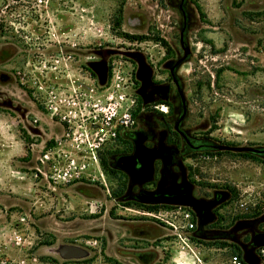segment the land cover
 Masks as SVG:
<instances>
[{
	"label": "rangeland",
	"instance_id": "rangeland-1",
	"mask_svg": "<svg viewBox=\"0 0 264 264\" xmlns=\"http://www.w3.org/2000/svg\"><path fill=\"white\" fill-rule=\"evenodd\" d=\"M187 3L186 40L190 52L178 70L186 104L183 128L190 137L209 136L216 140L214 144L261 151L264 149V0H187ZM155 4V0H0V48L9 45L15 34L39 48L43 47L40 44L46 35L55 43L96 44L98 63L104 70L95 77L96 87L105 86L112 67L121 75L132 74L136 121L142 125L146 119L152 121L155 130L165 132L164 145L174 141L180 145L182 140L171 130L175 114H168L169 122L163 124L156 114L159 111L153 107L168 103H145L141 99L142 109L137 110L142 80L131 55L139 53L143 57L144 65L153 73L147 76L148 80L161 82L165 77L164 53L169 57L162 40L179 47L178 35L133 32L124 25L125 9L151 6L153 9L149 8L146 14L150 17ZM176 19L181 24L180 15ZM131 35H142L144 39L132 40L128 38ZM28 52L29 62L23 56L7 67L24 72L32 69V64L36 65L34 60L42 53ZM60 60L66 64L72 79L88 82L78 63L74 69L69 66L73 56L62 55ZM36 66L35 75L40 77L43 62ZM40 82L43 91L42 76ZM75 85L69 83L65 89L72 93ZM74 93L80 95L83 90ZM65 96L68 94L61 93V98ZM55 111L45 110L44 120L56 126L57 131L46 141H35L38 136L32 135L29 142L19 138L15 115L5 110L0 113V264H141L133 258L134 251L152 253L154 259L149 264H195V255L204 264H221L229 254L239 253L238 247L243 256L250 257L247 264H264V247L251 248L245 240L249 235L252 242L253 235L264 232V225L251 235L246 230L235 232L237 241L195 236L186 245L167 224L145 216L143 213L149 210L133 202L137 200L138 188L158 174L159 158L152 160L148 181L130 184L127 173L115 166L116 159L127 150L125 143L98 153L103 177L52 182L41 159L46 149L64 142L65 128ZM212 125L215 128L209 133ZM155 142L147 141L145 145L154 146ZM55 151L61 152L58 148ZM222 151L227 152L207 157L198 151L195 156L182 157L174 170L177 180L197 198L210 199L214 191L224 189L225 185L233 189V196L214 211L216 223L207 228L212 235L220 233L221 228L230 226L238 217L264 211V160L245 159L233 150ZM192 152L186 154L193 155ZM176 207L191 209L185 204L171 203L158 210ZM109 219L145 221L151 227L160 225L163 233L152 241L131 239L129 235L135 233L122 225L107 224ZM111 236L108 244L107 237ZM57 243L77 244L86 248L89 256L62 260L46 250Z\"/></svg>",
	"mask_w": 264,
	"mask_h": 264
},
{
	"label": "flooded vegetation",
	"instance_id": "flooded-vegetation-1",
	"mask_svg": "<svg viewBox=\"0 0 264 264\" xmlns=\"http://www.w3.org/2000/svg\"><path fill=\"white\" fill-rule=\"evenodd\" d=\"M155 1V9L152 16L147 17L146 14H148V9H153V7L136 6L124 10L123 21L127 29L133 32L159 33L169 36L178 35V48L171 41L165 47V51L169 53V57H166V53H164L163 69L165 77L161 82L155 81L153 78L151 80L147 79V76H153V73L144 65V59L139 53H133L131 56L138 64L137 74L142 80L138 89L141 99L145 103H154L161 100L169 103L167 114H175L171 130L181 138L182 142L180 145H176L175 141L174 143L164 145L162 140L164 139L165 132L163 130H155V124L148 119H146L143 125L137 120L135 125L144 135L145 141H156L153 148L157 154H169L168 156L172 165L178 167L183 155L196 151L199 145L198 138L190 137L182 126L186 115V104L182 93L180 77L178 76V70L182 63H184V61L182 63L180 61L186 59L190 52L186 40L189 6L187 0ZM177 15L181 17V24L179 25L176 19ZM20 36V34L12 35L9 45L6 44L0 48V113L5 110L15 115L18 119L16 126L20 134L19 138L22 141H31L32 135L38 136L34 138L35 141H41L42 139L46 141L57 131L56 126L52 125L50 121L44 120V116H47V113L54 110V105L57 103L55 99L61 97V93L68 94L69 98L74 97L76 90L78 92L84 90L86 86L83 87V85H88L89 80L91 81L92 79L96 81L95 77L102 75L104 70L98 63V48L96 44H65L67 41L55 43L49 35H46L44 41L40 44L43 47L39 48V46L35 47L34 44L23 41L20 39ZM29 50H37V52L41 51L42 53V56L38 57L34 62H36V65L43 62L44 70L41 75L45 84L43 91L40 90L41 85H38L41 83V76L35 75V69H37L35 64H32L33 68L26 72L14 69V67H7L8 63L16 61L23 56L26 57L27 61ZM62 55H68L71 58L73 56V61L69 60V66L74 69V64L78 63V68L80 70L84 69L86 74L84 79L88 80V82L78 78H71L70 73L66 70V64L60 60ZM81 58H84L83 62ZM39 59L40 61H38ZM29 60L31 59L28 58L27 62ZM73 82L76 83L72 91L74 94L69 93L65 89L69 87V83ZM55 85L57 86L55 87ZM154 106L156 104H153ZM150 110L147 112H151ZM158 119L163 124L169 122L166 118ZM62 126L64 127L63 123ZM145 173L146 170H143L136 174L138 181L141 180ZM107 224L122 225L135 234H144L145 230L133 226L129 221L119 219H109ZM145 232L147 233L148 229ZM137 253L139 252L134 251L133 256L136 257Z\"/></svg>",
	"mask_w": 264,
	"mask_h": 264
},
{
	"label": "built area",
	"instance_id": "built-area-1",
	"mask_svg": "<svg viewBox=\"0 0 264 264\" xmlns=\"http://www.w3.org/2000/svg\"><path fill=\"white\" fill-rule=\"evenodd\" d=\"M131 76L121 75L112 67L109 80L102 89L97 88L92 79L82 94L58 97L54 110L64 124V142L46 149L41 159L52 182L103 177L98 153L119 147V134L136 123V99L132 93ZM154 108L167 114V105L160 104ZM57 148L60 153L55 151ZM143 214L167 224L186 245L191 243L190 234L195 222L190 209L176 207ZM195 260V264H204L197 255ZM221 264H241V259L231 253Z\"/></svg>",
	"mask_w": 264,
	"mask_h": 264
},
{
	"label": "trees",
	"instance_id": "trees-1",
	"mask_svg": "<svg viewBox=\"0 0 264 264\" xmlns=\"http://www.w3.org/2000/svg\"><path fill=\"white\" fill-rule=\"evenodd\" d=\"M129 39L132 40H142L144 37L142 35L139 36H128ZM162 44L164 47H167V43L162 40ZM137 110L142 109L143 103L141 98L137 99ZM157 102H165L167 101H157ZM169 104V103H168ZM158 118H167L168 114H162L156 111ZM215 128V125H212L211 130ZM181 139V138H180ZM118 140L122 143L126 144L127 150L123 153L122 156H119L116 159L115 166L123 169L127 175L130 184H138V179L136 174L140 171L147 170V168L152 164L153 158H159V168L158 174L153 177L151 181L145 183L140 189L137 190L136 201L133 202L137 206H143L147 208V210H158L161 206L171 203H180L188 205L191 209V213L193 215V220L195 222V226L191 231V240L198 238L205 239H224V240H233L237 241L238 239L234 235L237 231H247V234H254L257 232L261 226L264 225V211H256L249 215H245L242 217H238L235 222L231 223L230 226L223 227L220 230V233H214L216 235H212L208 233L207 228L213 227L216 221L214 220V211L219 208L221 205L226 203L231 195L233 196V189L230 186L224 187V189H219L214 191V195L210 199L197 198L192 195L191 190L185 186L180 180H177L176 173L174 170L176 169L172 163L170 162V157L168 155H164L163 153L157 154L153 145L146 146L145 145V137L138 130L136 125L127 131H122ZM198 147L196 151H193V155H183V157H191L195 156L198 151L201 152L203 156L213 157L215 155H219L222 152L220 144H214L215 139H212L209 136L198 138ZM212 141V144L206 142ZM236 155L250 159L254 161L261 162L264 160V149L261 151H237L234 152ZM103 165L106 166L107 163L103 161ZM111 170V169H110ZM113 171V170H112ZM121 188L118 192H122ZM114 194H117L115 192ZM150 227V232L148 231L149 236H154L155 240L158 237H161L163 233V227L158 225L157 227ZM197 238V239H198ZM199 240V239H198ZM246 244L249 247H253L250 242L249 235L246 236ZM225 246V245H222ZM239 253H234L239 256L241 259V264H247L248 260H250L249 256H243V251L238 247ZM142 262V261H141Z\"/></svg>",
	"mask_w": 264,
	"mask_h": 264
},
{
	"label": "water",
	"instance_id": "water-1",
	"mask_svg": "<svg viewBox=\"0 0 264 264\" xmlns=\"http://www.w3.org/2000/svg\"><path fill=\"white\" fill-rule=\"evenodd\" d=\"M186 61L182 59L180 63ZM220 149L224 150H233V151H258L254 148L250 147H241V146H228L222 145ZM152 174V166L150 165L146 173L142 176L140 182L148 181ZM108 244L112 241V236L107 237ZM252 245L254 247H264V232L256 233L252 236ZM47 252L54 253L59 256L62 260H73V259H81L89 256V251L86 248H83L77 244H68V243H57L56 245L50 246L47 249ZM136 257L142 261L144 264H149L154 258L153 254L150 252H139L136 254Z\"/></svg>",
	"mask_w": 264,
	"mask_h": 264
},
{
	"label": "crops",
	"instance_id": "crops-1",
	"mask_svg": "<svg viewBox=\"0 0 264 264\" xmlns=\"http://www.w3.org/2000/svg\"><path fill=\"white\" fill-rule=\"evenodd\" d=\"M129 221V223L133 224V226H137L139 228H142V229H148V231L150 232V227L151 225H148L149 223L145 222V221H141V220H127ZM124 229H128V228H125L123 226ZM129 230V229H128ZM144 230V234H132V235H129V237L131 239H139V240H145V241H152L154 240L153 237L154 236H149L148 233H146ZM218 256V255H216ZM133 258H136L135 256H133ZM137 259V258H136ZM218 261V259H216ZM140 262V260H139ZM220 262V261H219ZM141 264H144L142 262H140Z\"/></svg>",
	"mask_w": 264,
	"mask_h": 264
}]
</instances>
